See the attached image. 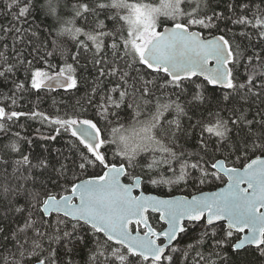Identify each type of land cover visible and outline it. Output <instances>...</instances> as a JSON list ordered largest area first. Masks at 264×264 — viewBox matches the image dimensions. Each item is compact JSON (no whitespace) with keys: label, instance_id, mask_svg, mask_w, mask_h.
Segmentation results:
<instances>
[{"label":"snow or ice","instance_id":"obj_1","mask_svg":"<svg viewBox=\"0 0 264 264\" xmlns=\"http://www.w3.org/2000/svg\"><path fill=\"white\" fill-rule=\"evenodd\" d=\"M0 264H264V0H0Z\"/></svg>","mask_w":264,"mask_h":264},{"label":"trees","instance_id":"obj_2","mask_svg":"<svg viewBox=\"0 0 264 264\" xmlns=\"http://www.w3.org/2000/svg\"><path fill=\"white\" fill-rule=\"evenodd\" d=\"M215 187H217L216 185H209V186H203V189H212V188H215ZM191 192H195V189H190V190H185V191H183V192H181V191H174L173 193H171V194H175V193H183V194H190ZM154 193H156V194H160V195H163V194H165V193H167V189H164L163 191H156V192H154Z\"/></svg>","mask_w":264,"mask_h":264},{"label":"water","instance_id":"obj_3","mask_svg":"<svg viewBox=\"0 0 264 264\" xmlns=\"http://www.w3.org/2000/svg\"><path fill=\"white\" fill-rule=\"evenodd\" d=\"M204 191H216V187L215 188H212V189H203ZM138 194V192H137ZM153 194H156L153 192ZM156 195H160V194H156ZM173 195H187V194H183V193H175Z\"/></svg>","mask_w":264,"mask_h":264}]
</instances>
